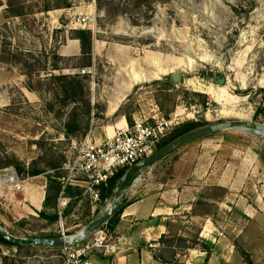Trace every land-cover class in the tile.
I'll return each instance as SVG.
<instances>
[{
  "label": "rangeland",
  "instance_id": "374dc122",
  "mask_svg": "<svg viewBox=\"0 0 264 264\" xmlns=\"http://www.w3.org/2000/svg\"><path fill=\"white\" fill-rule=\"evenodd\" d=\"M58 1L22 0L25 15L6 17L7 0H0V164H10L0 168V175L13 168L23 179H31L26 172L34 166L48 168L60 157L65 162L86 133L107 125V100H123L117 115L129 114L133 124L175 116L179 124L234 120L264 124V112L255 118L257 107L264 105V0H102L101 9L97 0H68L69 7L56 9ZM46 6L51 10L44 11ZM81 16L95 18L91 22L94 54L96 48L103 56L92 61L95 75L89 84L94 110L88 129L68 137L65 117L57 114L62 97L57 99L50 90L47 76L86 68L88 59L83 55L59 61L63 68L59 71L52 68L53 53L60 54L71 42L72 30L83 29L73 25ZM3 46L6 53H1ZM176 72L180 77L175 81ZM40 79L39 91L28 90V83L37 88ZM16 164L26 171H19ZM148 166H154L153 180L179 176L200 185L194 211L209 216L226 235L231 263L264 264L261 134L236 129L216 132ZM140 171L135 170L122 188L130 186ZM50 173L54 174L43 173L47 183ZM144 177L140 184L147 182ZM15 193L0 190V222L6 231L30 237L58 228L38 219L40 212H33L32 205H19L16 200L23 194ZM21 218L26 221L23 225ZM79 228L72 224L66 234ZM197 232L194 226L189 242L170 238L157 255L183 260V247L204 245ZM207 244L212 247L213 240ZM173 251L180 256L173 257ZM0 264L64 262L60 248L17 250L0 245Z\"/></svg>",
  "mask_w": 264,
  "mask_h": 264
},
{
  "label": "crops",
  "instance_id": "0c3cea01",
  "mask_svg": "<svg viewBox=\"0 0 264 264\" xmlns=\"http://www.w3.org/2000/svg\"><path fill=\"white\" fill-rule=\"evenodd\" d=\"M70 41L60 49V55L64 58L80 57L82 55L80 41L78 39ZM102 56L96 48L94 54L93 48L94 61L97 57ZM33 96L34 94L30 93V97ZM123 104V100L118 103L107 100L104 114L107 125L92 130L97 140H104L107 136H112L117 128L129 125L125 115L121 113L117 115ZM151 167L139 170L148 177L145 184H140L144 177L141 175L142 180L137 179L138 176L130 186L120 189L119 196L122 197L125 206L116 218L114 233L123 237L121 252L113 257L94 255L92 257L93 264H233L227 254L232 250L226 235L217 230L209 216L194 211L200 185L194 180H187L179 176L168 180H158L157 178L153 180L156 173H152L151 169L154 166ZM44 177L45 175L40 174L33 176L32 180L25 179V189L15 193V195L23 194L22 198H16L19 205L24 204L30 208L33 206V212L43 210L46 197L45 189L48 185L47 178ZM2 190L6 191L7 189ZM111 201L112 199L107 201L102 211ZM200 219L205 222L200 223ZM194 226L198 229V241L204 244L202 247H198L199 243L183 247L185 251L183 260L165 259L163 256L157 255V251H164L170 238H180L189 242ZM216 231H218L217 234ZM208 239L213 240L212 247H209L211 248L209 257L205 248L208 246ZM24 246L16 249H33V247L47 248L48 250L59 249V247L52 246ZM172 255L176 258L177 255L180 256V253L173 251Z\"/></svg>",
  "mask_w": 264,
  "mask_h": 264
},
{
  "label": "built area",
  "instance_id": "2783aa9c",
  "mask_svg": "<svg viewBox=\"0 0 264 264\" xmlns=\"http://www.w3.org/2000/svg\"><path fill=\"white\" fill-rule=\"evenodd\" d=\"M91 22H95L93 16H81L73 20V25L74 28L92 30ZM72 73L89 75L93 78L95 68H77ZM153 119V122L147 119L135 120L132 125L117 128L112 136H107L104 140H97L93 132L89 131L78 143H75L73 151L60 168L63 174L62 191L58 198L61 236L69 235L66 234L63 219V212L71 201V198L65 194L68 186L77 187L83 191L84 196L90 202L92 214H95L100 202L102 187L108 186L109 180L120 169H128L154 154L162 138L180 123L177 116L171 119L156 117ZM5 171L1 175L2 189L13 192L25 189V179L15 169L9 168ZM141 175L145 176L144 172H140L138 176ZM145 179L143 177V182ZM122 204L121 197L120 205ZM122 243L121 235L112 233L107 227L101 226L81 243L60 247L61 257L64 264H93L94 255L113 257L119 254Z\"/></svg>",
  "mask_w": 264,
  "mask_h": 264
},
{
  "label": "trees",
  "instance_id": "16d2710c",
  "mask_svg": "<svg viewBox=\"0 0 264 264\" xmlns=\"http://www.w3.org/2000/svg\"><path fill=\"white\" fill-rule=\"evenodd\" d=\"M102 0H97L98 8H102L103 3ZM148 1V0H145ZM8 7L6 8V17H22L25 15V6L23 5L22 0H7ZM70 6L68 0H59L56 3L54 8H67ZM51 10L50 6H46L44 11ZM72 39H78L81 45V52L83 56H86L88 59V64L86 67H93L95 62L93 63V32L89 29H75L71 32ZM4 42V41H3ZM5 43V42H4ZM6 47L3 46L1 49V53H6ZM54 59L56 61L53 64L52 68L54 71H59L63 68L59 67L58 62L62 61L64 57H62L57 52L53 53ZM28 74V73H26ZM29 75V74H28ZM89 75H81L78 73H69L65 74L59 72V74H51L47 76V80L49 81L50 90L53 91L56 98H61V107L57 112L58 117H65L64 123V134L66 136L75 135L77 131H82V129H88V122L92 116V112L94 110V106L92 104V100L90 97V84H89ZM43 86L42 80L38 81V87L30 82L26 86L28 90L37 92ZM200 95V94H196ZM264 102V97H263ZM54 110V106H50V111ZM264 112V105H259L257 107L255 118L259 117V115ZM129 125L133 124L132 117L129 114L124 113ZM169 116V114H167ZM207 123L202 121H187L177 125L173 130L162 138L160 144L157 146V150H160L170 144L175 139L180 136L186 134L189 131L194 129L207 126ZM86 132H84L85 134ZM87 134V133H86ZM213 135V134H211ZM230 138V137H229ZM227 137V139L229 140ZM226 139V140H227ZM227 140V141H228ZM54 157V155H53ZM64 157L53 159L48 165V168H40L39 166H34L28 172H26L27 176H37L43 173H48V171H53L54 174L49 175V181L47 185L46 197L44 200V208L40 212L38 219L44 220L47 222V226H56L58 228H53L52 230L46 229L42 230L40 234H34L35 236H49L56 237L61 236V228H60V215L58 210V198L62 191L63 183L61 181L62 174L60 172V168L63 165ZM6 165V166H4ZM8 164H0V168L8 167ZM19 171H26L25 167L21 164H16ZM127 168L120 169L114 177L109 180L108 186L102 187L101 198L98 204V209L95 214H92L90 209V203L86 196H84L83 191L77 187L68 186L65 190V194L71 198V201L67 208H65L63 212L64 219V227L65 231L69 233V229L73 226H79L80 229L87 226L94 218V216L99 215L102 211L103 206L107 203L108 200H111L114 194V190L117 186V183L125 174ZM137 170V169H136ZM133 170L131 174L134 172ZM128 178L130 177V175ZM127 178V179H128ZM127 181V180H126ZM80 204V207L78 205ZM125 203L120 205L119 210L110 218L102 227H107L110 232L114 233V224L116 222V218L121 214L122 209L124 208ZM78 209V210H77ZM71 217H75V220H70ZM25 218H21V225H23L26 221ZM46 226V227H47ZM51 229V228H50ZM0 245L15 247V248H23L24 245H14L7 240H5L0 235ZM205 247V246H204ZM207 255L209 257L211 253V248L208 246L205 247Z\"/></svg>",
  "mask_w": 264,
  "mask_h": 264
},
{
  "label": "water",
  "instance_id": "95a60500",
  "mask_svg": "<svg viewBox=\"0 0 264 264\" xmlns=\"http://www.w3.org/2000/svg\"><path fill=\"white\" fill-rule=\"evenodd\" d=\"M180 77V72H176L174 75V80H178ZM236 129V130H246L252 131L254 133H259L264 139V124L257 123L253 121H243V120H234V121H225L219 122L212 125L203 126L192 131L187 132L186 134L180 136L179 138L172 141L170 144L164 148L156 151L154 154L148 158L138 162L137 164L129 167L120 181L117 183V186L114 190L112 201L107 205L105 210L100 213L98 216L93 218V220L80 231L71 233L68 236H30V237H20L13 235L6 231L3 225L0 222V235L7 240L8 242L14 245H37V246H52V247H63V246H74L81 243L87 236L92 232L104 225L112 216L119 210L121 197L120 188L126 182L129 174L136 169H142L149 164L156 163L163 158H166L177 149L183 145L194 141L196 139L214 134L216 132Z\"/></svg>",
  "mask_w": 264,
  "mask_h": 264
},
{
  "label": "bare ground",
  "instance_id": "6f19581e",
  "mask_svg": "<svg viewBox=\"0 0 264 264\" xmlns=\"http://www.w3.org/2000/svg\"><path fill=\"white\" fill-rule=\"evenodd\" d=\"M137 179H141V180H142L141 176H139ZM121 188H122V186H121ZM121 188H120V189H121Z\"/></svg>",
  "mask_w": 264,
  "mask_h": 264
}]
</instances>
